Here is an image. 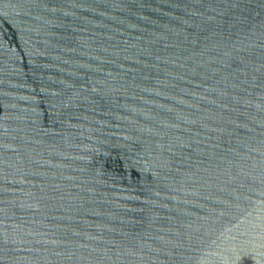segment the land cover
Masks as SVG:
<instances>
[{"label":"water","instance_id":"1","mask_svg":"<svg viewBox=\"0 0 264 264\" xmlns=\"http://www.w3.org/2000/svg\"><path fill=\"white\" fill-rule=\"evenodd\" d=\"M0 264H264V0H0Z\"/></svg>","mask_w":264,"mask_h":264}]
</instances>
